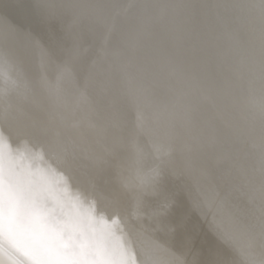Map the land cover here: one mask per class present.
Segmentation results:
<instances>
[{"label":"bare ground","instance_id":"6f19581e","mask_svg":"<svg viewBox=\"0 0 264 264\" xmlns=\"http://www.w3.org/2000/svg\"><path fill=\"white\" fill-rule=\"evenodd\" d=\"M13 1L0 264H264V0H47L65 64Z\"/></svg>","mask_w":264,"mask_h":264},{"label":"water","instance_id":"95a60500","mask_svg":"<svg viewBox=\"0 0 264 264\" xmlns=\"http://www.w3.org/2000/svg\"><path fill=\"white\" fill-rule=\"evenodd\" d=\"M16 2L18 1H13L12 3V7L9 9H11V15H13V17H15V19L18 21L19 24V29L20 31H22L23 33H28L32 35V40L31 42L33 43V45L35 46V48L40 49L42 51H44L45 53L47 51H50L51 54L54 56V59H56V61L58 62L57 64L64 63V60L62 61V58L65 59L68 63L69 60H72V58L74 57L75 54H79V53H75L73 56H67L63 55L60 51H61V46L65 45V38H64V33H63V27H62V9L61 6L56 5V3H52V6H47V0L44 2V4H34L33 10H34V15L35 18L32 16L31 19L29 20V17H27V15L25 14V11L23 10H18L17 6L18 4H16ZM16 5V6H15ZM69 5H72L71 2L67 3V8L68 10L70 9ZM48 9H52L51 12H48ZM18 10V12H17ZM37 11V13H35ZM20 15V18L23 20H25V22H23L17 15ZM20 20V21H19ZM34 24V32H30L28 31V29H30V27L33 28V26H31ZM26 31H23V30ZM90 31V30H89ZM79 37H81L83 40L87 39L86 38V33L84 32V34L81 32H79L78 34ZM46 41V47H43L41 45V41ZM62 41H64V43H62ZM67 41V40H66ZM85 42V41H84ZM76 44V43H75ZM94 45L99 48L98 46H100L99 42L94 43ZM31 48V44L28 45V49ZM46 50V51H45ZM31 50H26L25 54H30ZM6 54V53H5ZM47 54V53H46ZM51 54H49V56H51ZM29 55H27L28 57ZM48 57H46L45 59H47ZM28 59H31V56L28 57ZM74 62V61H73ZM74 66L76 67V65L78 63L75 62L73 63ZM68 66V64H66ZM10 83V82H9ZM72 99V98H71ZM72 101V100H71ZM79 104V100L78 97L76 96V98L73 100L72 106L69 108L72 111L76 110L78 107L77 105ZM75 107V108H73ZM57 109V107H56ZM59 112V110H58ZM52 115V114H51ZM50 115V117H51ZM62 119V118H61Z\"/></svg>","mask_w":264,"mask_h":264},{"label":"clouds","instance_id":"9594fccd","mask_svg":"<svg viewBox=\"0 0 264 264\" xmlns=\"http://www.w3.org/2000/svg\"><path fill=\"white\" fill-rule=\"evenodd\" d=\"M10 79L11 78L4 73V70L0 69V95L5 93L6 89L4 86L10 82Z\"/></svg>","mask_w":264,"mask_h":264}]
</instances>
